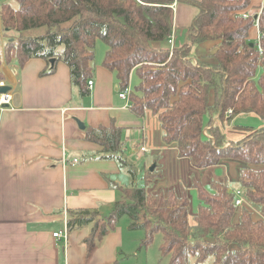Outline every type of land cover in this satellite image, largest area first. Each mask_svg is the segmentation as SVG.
<instances>
[{
    "label": "trees",
    "instance_id": "1",
    "mask_svg": "<svg viewBox=\"0 0 264 264\" xmlns=\"http://www.w3.org/2000/svg\"><path fill=\"white\" fill-rule=\"evenodd\" d=\"M12 2L16 6L0 1V27L6 33L0 68L3 63L23 68L32 59H55L69 68L72 85L86 97L101 41L108 47L102 66L115 75L118 90L137 76L131 110L138 118L158 121L166 148L174 147L195 171L237 163L235 189L228 176L206 184L192 178L198 211L191 214L188 187L156 189L164 180L158 163L154 171L146 167L139 175L124 156L122 129L114 124L87 127L86 140L103 147V159L117 160L130 184L108 180L119 198L107 216L93 209L69 210L68 232L88 229L85 243L91 251L127 217L130 231L145 233L142 247L162 234L161 256L169 264H264V128L235 144L223 131L240 115L264 121V12L257 21L259 8L251 0ZM175 3L194 7L197 15L186 43L171 51ZM257 26L262 52L248 39ZM155 43L168 47L156 48ZM205 44L212 45L210 55L197 58L195 50ZM229 110L233 113L227 118ZM234 190L242 192L248 205H235Z\"/></svg>",
    "mask_w": 264,
    "mask_h": 264
},
{
    "label": "crops",
    "instance_id": "2",
    "mask_svg": "<svg viewBox=\"0 0 264 264\" xmlns=\"http://www.w3.org/2000/svg\"><path fill=\"white\" fill-rule=\"evenodd\" d=\"M262 1L251 3L259 8ZM196 15L194 7L176 4L172 23L175 48L186 43ZM258 35L254 27L249 41L256 43ZM154 47H168V43H155ZM201 48V54L210 55L212 45L205 44L195 50L196 57ZM55 65V72L49 75L43 72L51 64L43 59H32L23 68L6 64L0 68L13 96L11 108L0 112V264H157L147 255L143 259L136 256L140 239L129 236L124 218L91 251L85 243L88 229L68 232L67 241L53 236L68 229L69 210L93 209L101 216L110 213L119 194L108 180L128 186L119 162L103 159V147L86 140L87 127L114 124L122 129L124 156L134 165L150 153V164L172 159L175 166L187 164L191 170L174 147L163 145L161 132L149 133L150 118H138L126 107L115 89V75L102 62L95 64L94 88L86 97L72 85L69 68L62 62ZM143 145L148 149L145 156L138 153ZM128 148L133 151L131 158ZM74 159L79 162L73 163ZM225 172L229 178L237 176L236 169ZM160 188H165L162 181L156 187Z\"/></svg>",
    "mask_w": 264,
    "mask_h": 264
},
{
    "label": "rangeland",
    "instance_id": "3",
    "mask_svg": "<svg viewBox=\"0 0 264 264\" xmlns=\"http://www.w3.org/2000/svg\"><path fill=\"white\" fill-rule=\"evenodd\" d=\"M0 1H9L12 5L14 4V6H16L15 2H12V0H0ZM5 32H3L2 28L0 27V54L3 55V49H4V44L6 42L5 39ZM9 35H16L15 33H11ZM8 35V36H9ZM203 48H201L199 50V52L202 50ZM108 50V47L106 46L105 43L98 41L97 45H96V58H95V62L94 65L96 63H100L103 62L105 54ZM207 54V53H206ZM196 55V54H195ZM203 56H207V55H203L200 53H198L199 58L203 57ZM5 64V63H3ZM2 64V65H3ZM262 74V70L261 68L258 70V75ZM117 80L115 78V89L117 87ZM131 86H136L138 84V79L137 76L135 77H131V81H130ZM118 88V87H117ZM118 92V89L116 90ZM150 118V121L152 123V127L150 124L149 127V133L153 132V130L155 132L160 133V127L158 124V121L153 118V117H147ZM264 128V121L261 120L260 118H258L257 116L254 115H240L237 116L232 123H230L229 125L225 126L224 128V133L226 134L227 140L230 143H239L241 140H243L244 138H246L250 133L255 132L259 129ZM157 133V134H158ZM141 144V142H140ZM139 148V147H138ZM136 149V148H135ZM134 149V150H135ZM139 151V150H138ZM127 153L129 154L128 157L131 158L133 156V151L131 148L127 149ZM139 154L141 153L140 151L138 152ZM137 153H134V155ZM144 154H142L143 156ZM145 156V155H144ZM151 155L150 153L145 156L142 160V162H138L135 166L139 172V174L141 175V172L144 171V169L150 168L153 165L150 164L151 163ZM225 165H221L212 169L213 171L211 172V170H204V171H198L195 169L191 170L187 167V164H181V165H176L175 161H173L172 159H162L158 162L159 165H157V170L161 171L162 174L164 175V180L162 181V183L165 185L166 187H180V186H184V187H188L189 188V198L191 200V214H196V212L198 211V196H197V191L195 189H193L192 187H190L189 185L192 182V178L195 177L199 180H201L204 184H206V182H209L211 180H216V179H222L225 176V171H229V169H236L233 168L234 166H237V163L235 162H224ZM226 166V170H224L223 167ZM193 170V171H192ZM210 172V173H209ZM210 174V176H209ZM123 175L127 178L128 180V185L130 184V178L129 176L123 172ZM229 184L231 186V188L235 189L237 188L236 186V178L232 179L229 178ZM125 221L129 223V220L127 217H124ZM129 233L130 237H133L135 239V237H139L140 241L138 240V244L139 246L136 247V252H137V257L139 259H143L146 255L148 256V258L154 262H156L157 264L159 263H167L168 262V258L166 257H162L161 256V245H162V239L163 236L160 233H157L154 235L153 241L152 243L148 246V247H142L140 245L141 241L145 239L146 235L143 231H130L129 229L127 230ZM137 235V236H136ZM142 239V240H141Z\"/></svg>",
    "mask_w": 264,
    "mask_h": 264
},
{
    "label": "built area",
    "instance_id": "4",
    "mask_svg": "<svg viewBox=\"0 0 264 264\" xmlns=\"http://www.w3.org/2000/svg\"><path fill=\"white\" fill-rule=\"evenodd\" d=\"M171 9H172L173 13L176 12V3L173 6H171ZM263 12H264V0L262 1L261 6L259 7V11H258L257 17H256L257 18V21L259 20V17L262 15ZM245 16H247V15H245ZM256 28L258 29V32H259V35H258V39H257L256 44L259 47V51L262 52V48H261L260 42H261V39L263 38V35L260 33L259 27L257 26ZM169 45H170L171 51H173V49H174V33L173 32H172V35H171L170 40H169ZM131 77H130V81H131ZM4 86H6L5 83L3 81L0 82V87H4ZM93 88H94V82L92 80H89L88 81V84H87V90L89 92H91L93 90ZM131 93H132V86H131L130 82H129L128 87L125 90H122V91L118 90V96H119V98L121 100L125 101L126 102V107H129V108L132 107V104L130 102ZM12 97L13 96H12V92L11 91H9L6 94H0V112L1 111H4L6 109L11 108ZM232 113H233V111L232 110H229L227 112V114H226L227 118L228 117H231L232 116ZM142 119L144 120L145 118H142ZM143 132H144V135H145V132H146V129L145 128H143ZM205 133H206V131H205ZM140 152L142 154L143 153H147L148 152L147 147H145L143 145L140 148ZM63 161H64L63 165H66V160H63ZM78 162H79L78 159H74L73 160V163H75V164L78 163ZM234 194H235V197H236L235 198V205L237 207H241L244 204H247L246 200L242 196V192L241 191L234 190ZM53 236L55 238H64L65 241H67L68 240V229H65L64 233H54Z\"/></svg>",
    "mask_w": 264,
    "mask_h": 264
},
{
    "label": "water",
    "instance_id": "5",
    "mask_svg": "<svg viewBox=\"0 0 264 264\" xmlns=\"http://www.w3.org/2000/svg\"><path fill=\"white\" fill-rule=\"evenodd\" d=\"M50 64H51V68H53L56 64V60L52 59L50 61ZM9 91H11V88L8 86L0 87V94H6ZM77 123H78V126L81 130H85V125L83 123H81L80 121H77ZM154 169H155V165L150 168V171H154Z\"/></svg>",
    "mask_w": 264,
    "mask_h": 264
}]
</instances>
